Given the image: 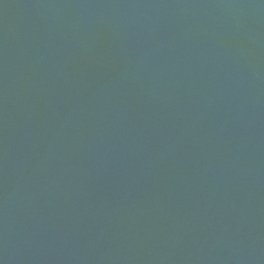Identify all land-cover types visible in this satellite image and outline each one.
Masks as SVG:
<instances>
[{
  "label": "water",
  "instance_id": "95a60500",
  "mask_svg": "<svg viewBox=\"0 0 264 264\" xmlns=\"http://www.w3.org/2000/svg\"><path fill=\"white\" fill-rule=\"evenodd\" d=\"M0 264H264V0H0Z\"/></svg>",
  "mask_w": 264,
  "mask_h": 264
}]
</instances>
